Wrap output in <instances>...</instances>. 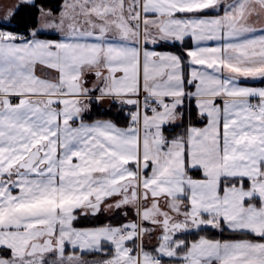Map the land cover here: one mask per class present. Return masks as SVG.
I'll return each mask as SVG.
<instances>
[{
  "label": "crops",
  "instance_id": "crops-1",
  "mask_svg": "<svg viewBox=\"0 0 264 264\" xmlns=\"http://www.w3.org/2000/svg\"><path fill=\"white\" fill-rule=\"evenodd\" d=\"M35 1L24 0L17 10ZM93 7L53 27L42 26L43 16L60 20L64 4L58 13L43 10L30 35L0 39V249H7L0 264L27 256L44 262L63 246L29 255L34 242L57 240L68 225L85 231L100 216L106 217L103 225H159L144 214L154 202L173 222L184 216L180 201L193 206L202 195L212 200L211 212L194 216L215 230L214 199L244 188L221 191V183L247 179L253 189L264 181V0H124L109 17ZM0 20L9 25L13 18L0 14ZM187 42L186 62L181 53L160 47ZM140 91L162 108L136 127L123 99ZM99 108L107 116L93 118ZM36 145L43 153L39 164L12 173ZM121 187L135 189V202L123 201ZM220 223L227 229L224 218ZM196 233L172 235L192 251L195 240L186 237ZM87 245L69 242L63 255L76 264L114 255L109 243L98 252ZM128 245L142 264L143 240ZM243 248L191 263L186 248L179 257L156 254L163 262L149 258L148 264L264 263L252 261Z\"/></svg>",
  "mask_w": 264,
  "mask_h": 264
},
{
  "label": "rangeland",
  "instance_id": "rangeland-1",
  "mask_svg": "<svg viewBox=\"0 0 264 264\" xmlns=\"http://www.w3.org/2000/svg\"><path fill=\"white\" fill-rule=\"evenodd\" d=\"M0 1L4 3V7L0 9V14H2L5 19L10 21L18 12L19 9L17 10V8L19 4L24 0ZM107 3L108 0H64V8L60 14V20L58 19L56 21V19H50L51 17L47 16L48 18H45L43 16L42 26L53 27L61 20L63 22V20L77 19V15L79 13L86 12L87 10H93L94 4L98 5L99 10H102L103 13H105V16H114V11L116 12L119 9L117 6L123 5L124 0H118L116 2V7H105V4ZM208 118L210 119L208 121V127L212 129L214 127V122L212 120L213 116L210 117V115H208ZM45 144L46 141H43V146ZM35 147H37V145ZM35 147H32L28 151V154ZM253 186V189H228L226 196L219 195L216 200L214 199V212L216 213V217L210 222L212 224H217L215 227L216 233L221 234L224 232V227L220 223V219L224 218L226 220L225 227L231 232L249 231L255 236H259L261 238L264 237V181L255 182ZM211 201L212 200L207 201L206 198L200 195L194 201L193 206L188 205V207L185 203L180 201L178 209L184 214V216L191 217L201 212H211ZM170 205L172 208H177L176 202L174 201L170 202ZM241 214L244 216H241ZM110 217L111 216H109L108 219H110ZM115 219L116 218L114 217L112 221H115ZM101 220L106 221V217L100 216L93 218L92 222L95 223H91L86 226L88 229L85 231L82 230L83 227H80L79 225H68L66 230L59 232L57 235V240L61 243L63 248H61V250H56V252H54L55 255H51L44 262L40 260V256H37V258H34V256H27L29 258H25L22 261H14L13 264H76V259L70 260L65 258L63 250L66 249V245H69V242H71V244H76L77 241L83 242L84 240L88 243V247L84 248L91 252L107 251L108 249L105 245L106 243H109V246L114 249V255L98 259L91 258L90 264H140L139 255L133 254L128 244L136 243L142 240L145 246V249H142V246L140 245L141 255L145 259L142 264H148L150 262V259L147 257L148 253H151L152 257H155L157 254L163 258H171L179 257L180 255L182 256V254H184L183 250H186V248L189 250V245L175 240L172 233L166 232L160 225H152L151 223L143 224L140 238L139 235H128L127 237H122L121 232L128 224L137 227L138 223H136V221L129 222L126 220L118 224L106 222L103 225L99 224V221ZM81 222L82 220H79L77 221V224H81ZM89 222H91L90 219ZM210 222L205 221L204 225H208ZM200 235L202 236V234ZM72 241L75 242L72 243ZM243 241L245 242L240 243L231 240L228 243H211L208 239H206V237L202 236L200 237V240L191 242L190 246L194 248L192 251H188L189 255L187 258H190V263L195 262L197 258H205V256L210 257L216 254L217 257L223 259L226 258L225 253L229 252V250L233 247L239 248L242 246L244 247L243 249L246 250V255H248L252 261H255V259L260 257L264 262V239H246ZM244 250L242 251L245 252ZM1 253L2 252L0 251V254ZM79 259L81 260V258ZM205 264H211V261L205 262Z\"/></svg>",
  "mask_w": 264,
  "mask_h": 264
},
{
  "label": "trees",
  "instance_id": "trees-1",
  "mask_svg": "<svg viewBox=\"0 0 264 264\" xmlns=\"http://www.w3.org/2000/svg\"><path fill=\"white\" fill-rule=\"evenodd\" d=\"M64 4V0H36L34 3H23L18 12L14 15V18L12 20V23L7 25L4 24L1 20H0V29H10L13 31H16L18 33H24L25 35H30V32L33 30H36L39 26V17L40 14L43 10H50L54 13H58L61 9L62 6ZM190 45L189 42H187V44L184 45V47H180L178 45H168V44H164L161 45V48H165L168 50H173V51H177L179 53H181V55L183 56V60L186 62L187 60V56L186 53L184 52L185 48H188ZM92 117L96 118V117H105L107 116L108 112H102L101 108H99V110H95L92 113ZM117 121L119 123H123L122 119H117ZM262 172L264 173V163L262 164ZM196 174V173H195ZM222 187H221V191H223V188L225 186H242L244 188H249L251 186V183L249 180L244 179L241 180L240 179H233L231 181L228 182H222ZM205 218H209L208 216H205ZM200 234H202V236H205L211 240H246V239H264L259 237V236H255L252 233H247V232H230L227 229H224V232L220 233H216L215 230L212 227H206L203 228L202 231H200L199 233L196 234H191L189 236H187V239L190 240H196L200 237H202ZM7 249H1L0 251L2 252L0 255H3L6 253ZM69 250V249H68ZM67 250V251H68ZM176 261V260H174Z\"/></svg>",
  "mask_w": 264,
  "mask_h": 264
},
{
  "label": "flooded vegetation",
  "instance_id": "flooded-vegetation-1",
  "mask_svg": "<svg viewBox=\"0 0 264 264\" xmlns=\"http://www.w3.org/2000/svg\"><path fill=\"white\" fill-rule=\"evenodd\" d=\"M17 171V170H15ZM120 193L124 195L123 201L127 204H131L132 202H135L136 197H135V189L125 187L124 189H119ZM124 191V192H123ZM130 192V193H129ZM144 214L145 218L150 219L151 222L154 223H160L159 225L162 226V228L165 229L166 232L168 233H173V232H184V233H189V229L193 228L195 226V223L191 221L190 219L195 217H181L178 219H175L173 222H171L172 217L167 215L166 212L157 204V202H154L150 207H145L144 208ZM177 224H182L185 226V228L181 227L178 228L176 226ZM176 226V227H174ZM203 228L200 230L202 231ZM199 231V232H200ZM198 233V232H197ZM59 243L58 240H51L48 244L44 245V247H49L52 245H57ZM36 249H43L41 246H37ZM45 249V248H44Z\"/></svg>",
  "mask_w": 264,
  "mask_h": 264
},
{
  "label": "water",
  "instance_id": "water-1",
  "mask_svg": "<svg viewBox=\"0 0 264 264\" xmlns=\"http://www.w3.org/2000/svg\"><path fill=\"white\" fill-rule=\"evenodd\" d=\"M34 100L44 103L42 98H36ZM124 102L132 103V102H134V100L133 99H125L123 101V103ZM1 107H2V99L0 98V108ZM42 154L43 153L41 152V146L35 147L25 159H23L22 161H20L17 165H15L13 167L11 172H15L16 169H18L20 171H31V170H33L35 168V166L38 165L39 162L41 161ZM116 187H117V185H115V188ZM190 220L195 223V226L193 228H190L189 232L194 233V232L200 231L202 228L203 216L197 215L196 217H193ZM176 226H178V228H181V227L185 228V226L182 224H177ZM176 226H174V227H176ZM51 240L52 239L48 237L43 242H39V241L34 242L33 245L31 246L28 254L33 255L37 252V250H41V252H47V251L53 250L54 248H60L61 247V243H58L57 245L54 244V245L49 246V247H44V245L48 244ZM37 246H41L45 249H36Z\"/></svg>",
  "mask_w": 264,
  "mask_h": 264
},
{
  "label": "built area",
  "instance_id": "built-area-1",
  "mask_svg": "<svg viewBox=\"0 0 264 264\" xmlns=\"http://www.w3.org/2000/svg\"><path fill=\"white\" fill-rule=\"evenodd\" d=\"M18 34L14 31L8 29H0V38L17 36ZM136 100L135 110L129 112V118H136L137 121L133 125L141 126L142 117L144 114H151L155 110L160 109L162 107L161 103H154L150 99H148L142 92H139L134 96ZM140 234V228L133 229L128 228L127 230L122 232V236L125 237L127 235ZM153 262L160 263L161 259H153Z\"/></svg>",
  "mask_w": 264,
  "mask_h": 264
}]
</instances>
